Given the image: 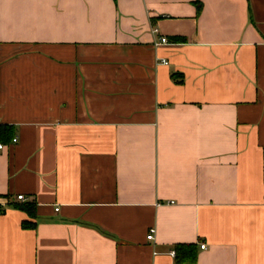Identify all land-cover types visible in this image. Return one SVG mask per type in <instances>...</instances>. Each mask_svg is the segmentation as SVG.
Returning a JSON list of instances; mask_svg holds the SVG:
<instances>
[{"label":"crops","instance_id":"obj_1","mask_svg":"<svg viewBox=\"0 0 264 264\" xmlns=\"http://www.w3.org/2000/svg\"><path fill=\"white\" fill-rule=\"evenodd\" d=\"M0 142V264H264V0H0Z\"/></svg>","mask_w":264,"mask_h":264},{"label":"trees","instance_id":"obj_2","mask_svg":"<svg viewBox=\"0 0 264 264\" xmlns=\"http://www.w3.org/2000/svg\"><path fill=\"white\" fill-rule=\"evenodd\" d=\"M35 206L31 205V206H27L28 211L30 212L31 215L36 216V213L34 212ZM24 226L26 227H33L35 226V223H24ZM196 247H194V245H183V246H179L177 248V252L176 254H178V257H180L179 261H187L190 263H193L196 261L197 259V253L195 251Z\"/></svg>","mask_w":264,"mask_h":264},{"label":"built area","instance_id":"obj_3","mask_svg":"<svg viewBox=\"0 0 264 264\" xmlns=\"http://www.w3.org/2000/svg\"><path fill=\"white\" fill-rule=\"evenodd\" d=\"M158 31H159L158 28H154V29H153V32H155V33H158ZM168 42H169V40H168V38H167L166 36L160 35V36H159V40H158V42L156 43V45L166 44V43H168ZM13 141L16 142L17 139L14 138ZM3 147H4V144L0 142V148H3ZM17 200H19V201H25V200H26V197H25L24 195H19V196H17ZM56 210H59V208H56ZM155 232H156L155 228H152V229L150 230V232H149L147 238H148L149 240L154 239V238H155ZM205 247H206L205 244H202V245H201V248H202V249H205ZM171 255L175 256V255H176V251L172 250V251H171Z\"/></svg>","mask_w":264,"mask_h":264}]
</instances>
